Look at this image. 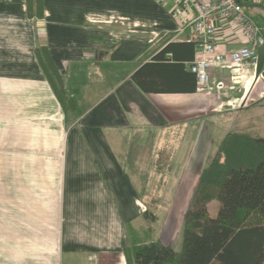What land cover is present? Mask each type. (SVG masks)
Wrapping results in <instances>:
<instances>
[{"label":"crops","instance_id":"crops-1","mask_svg":"<svg viewBox=\"0 0 264 264\" xmlns=\"http://www.w3.org/2000/svg\"><path fill=\"white\" fill-rule=\"evenodd\" d=\"M187 3L43 0L30 17L27 0H0V264H136L141 244L182 249L185 212L221 143L206 120L264 89L251 64L243 75L210 68V91L134 81L170 42L192 41L190 27L179 33L196 14ZM262 9L245 6L264 33ZM217 39L218 52L244 43L229 22ZM151 185L155 211L142 207Z\"/></svg>","mask_w":264,"mask_h":264},{"label":"trees","instance_id":"trees-1","mask_svg":"<svg viewBox=\"0 0 264 264\" xmlns=\"http://www.w3.org/2000/svg\"><path fill=\"white\" fill-rule=\"evenodd\" d=\"M27 2L30 17L43 16V0ZM196 47L194 41L170 42L133 74L134 81L147 92H194L196 75L185 69V61H194ZM44 67L51 80L60 78ZM213 200L220 202L216 216L208 211ZM134 260L136 264H264V136L228 132L200 174L186 213L182 249L156 240L135 247Z\"/></svg>","mask_w":264,"mask_h":264},{"label":"built area","instance_id":"built-area-1","mask_svg":"<svg viewBox=\"0 0 264 264\" xmlns=\"http://www.w3.org/2000/svg\"><path fill=\"white\" fill-rule=\"evenodd\" d=\"M251 4L264 8V0H191L185 8L194 5L195 16L179 29V33L191 28L188 39L197 44L196 58L190 69L196 75L197 89L210 91L212 67L236 68L240 75L244 74L245 65L256 66L258 47L264 44V33L261 27L248 15L245 6ZM221 22H229L243 35L244 43L239 47L218 52L217 31Z\"/></svg>","mask_w":264,"mask_h":264},{"label":"rangeland","instance_id":"rangeland-1","mask_svg":"<svg viewBox=\"0 0 264 264\" xmlns=\"http://www.w3.org/2000/svg\"><path fill=\"white\" fill-rule=\"evenodd\" d=\"M246 12H248L252 17L254 16L249 11H246ZM262 13L264 16V8L262 9ZM112 19L113 21L115 19H119L118 21H114L113 25H118V24L120 25L122 22L123 24L131 23L129 22L128 19H125V18L112 17ZM103 25H106V24H103ZM258 89L259 87L256 88V90L251 94V97L248 99V101L246 102L244 106H239L236 110L230 112V114L228 115L218 114L214 116V121L212 122H211L212 118L206 120L207 126L212 127L215 124L216 126L221 128V130H215V132L218 131V133L213 138L216 150L218 148L219 143L224 137L225 131L223 130H227V129L235 130V131L243 130L247 133L253 132L252 134L264 136V118L261 121V119L258 117L261 114L264 116V89L260 93H258ZM200 123L201 122L198 123V127L200 126ZM132 172H137V169L133 167ZM148 189L151 191L149 193L150 202L147 203L146 205H143L142 207L144 208V210L151 208L152 210L155 211V208L159 206L158 205L159 202H157L155 199V196H157V187L151 185L148 187ZM153 199L154 201H152ZM162 203L163 202H161V204ZM189 207L187 208L185 214L187 213ZM219 208H220V202L218 200L211 201L208 204L209 215L216 216L218 214ZM185 218H186V215H185Z\"/></svg>","mask_w":264,"mask_h":264},{"label":"water","instance_id":"water-1","mask_svg":"<svg viewBox=\"0 0 264 264\" xmlns=\"http://www.w3.org/2000/svg\"><path fill=\"white\" fill-rule=\"evenodd\" d=\"M264 78V44L258 47V60L255 66L254 83L260 78Z\"/></svg>","mask_w":264,"mask_h":264}]
</instances>
